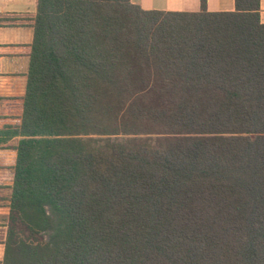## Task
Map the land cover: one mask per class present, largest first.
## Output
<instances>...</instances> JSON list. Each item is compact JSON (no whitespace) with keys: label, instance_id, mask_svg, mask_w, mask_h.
Here are the masks:
<instances>
[{"label":"trees","instance_id":"trees-1","mask_svg":"<svg viewBox=\"0 0 264 264\" xmlns=\"http://www.w3.org/2000/svg\"><path fill=\"white\" fill-rule=\"evenodd\" d=\"M234 2L38 0L4 264H264V23Z\"/></svg>","mask_w":264,"mask_h":264},{"label":"crops","instance_id":"crops-1","mask_svg":"<svg viewBox=\"0 0 264 264\" xmlns=\"http://www.w3.org/2000/svg\"><path fill=\"white\" fill-rule=\"evenodd\" d=\"M146 11L199 12L201 0H131ZM209 12L235 10L234 0H207ZM38 0H0V264H4L11 197L34 41ZM264 23V0H261Z\"/></svg>","mask_w":264,"mask_h":264},{"label":"rangeland","instance_id":"rangeland-1","mask_svg":"<svg viewBox=\"0 0 264 264\" xmlns=\"http://www.w3.org/2000/svg\"><path fill=\"white\" fill-rule=\"evenodd\" d=\"M162 1V0H161ZM14 170H15V166H14ZM13 224H12V222H11V225L10 226H12ZM17 233H19V234H21L22 236H24V237H30L31 239H27V240H29V241H33L34 240V236H30L29 235V233L24 229V227H22L20 224H17ZM33 239V240H32ZM24 259V257H18V259L16 260L17 261V263L15 262V264H21V260H23Z\"/></svg>","mask_w":264,"mask_h":264}]
</instances>
